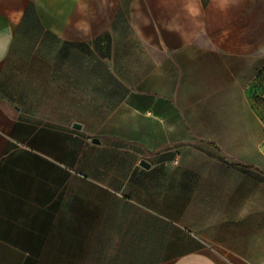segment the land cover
I'll list each match as a JSON object with an SVG mask.
<instances>
[{"label": "crops", "instance_id": "1", "mask_svg": "<svg viewBox=\"0 0 264 264\" xmlns=\"http://www.w3.org/2000/svg\"><path fill=\"white\" fill-rule=\"evenodd\" d=\"M263 49L264 0H0V264H264V171L201 153Z\"/></svg>", "mask_w": 264, "mask_h": 264}, {"label": "rangeland", "instance_id": "2", "mask_svg": "<svg viewBox=\"0 0 264 264\" xmlns=\"http://www.w3.org/2000/svg\"><path fill=\"white\" fill-rule=\"evenodd\" d=\"M251 68H255L249 76L246 90L247 114L237 122L247 128L252 135L247 137H216L201 138V153L203 146L210 144L216 154V159L224 160L231 165L245 163L249 172H257L253 166H259L264 171V49L253 60ZM227 116V115H225ZM231 123V122H227ZM258 173V172H257Z\"/></svg>", "mask_w": 264, "mask_h": 264}, {"label": "water", "instance_id": "3", "mask_svg": "<svg viewBox=\"0 0 264 264\" xmlns=\"http://www.w3.org/2000/svg\"><path fill=\"white\" fill-rule=\"evenodd\" d=\"M142 164H144V163L142 162Z\"/></svg>", "mask_w": 264, "mask_h": 264}]
</instances>
